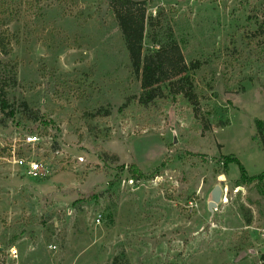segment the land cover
Wrapping results in <instances>:
<instances>
[{"label":"rangeland","instance_id":"1","mask_svg":"<svg viewBox=\"0 0 264 264\" xmlns=\"http://www.w3.org/2000/svg\"><path fill=\"white\" fill-rule=\"evenodd\" d=\"M144 1L143 53L178 42L197 117L168 84L140 103L108 0L9 3L0 138L66 158L32 179L0 150V264H264V180L238 186V163L264 173V0Z\"/></svg>","mask_w":264,"mask_h":264},{"label":"trees","instance_id":"2","mask_svg":"<svg viewBox=\"0 0 264 264\" xmlns=\"http://www.w3.org/2000/svg\"><path fill=\"white\" fill-rule=\"evenodd\" d=\"M20 0H0V55H8L11 50L9 26L13 17L8 13L9 3ZM118 20L125 45L132 63L134 73L141 80L142 93L139 101L143 105L154 102L157 98L164 97L162 86L168 84L170 92L183 95L192 105L196 117L199 112V98L192 87L190 69L196 66L186 62L181 46L177 41L171 40L160 46L157 50L144 55V39L146 33V2L144 0H108ZM0 106L6 112L9 108L5 87L0 88ZM256 137L264 149V121L255 120ZM107 155V154H106ZM118 160V155H113ZM238 163V160H232ZM229 163V162H228ZM241 177L238 186L251 185L259 180H264V173L249 176L241 163ZM227 166L218 174H228ZM244 218L248 225L252 223V215L243 208ZM264 260V258H263Z\"/></svg>","mask_w":264,"mask_h":264},{"label":"built area","instance_id":"3","mask_svg":"<svg viewBox=\"0 0 264 264\" xmlns=\"http://www.w3.org/2000/svg\"><path fill=\"white\" fill-rule=\"evenodd\" d=\"M44 144L40 135L33 133L20 139L15 137L4 141L0 138V150L4 152L2 158L22 168V175L32 179L49 176L55 164L66 158L59 150L51 151L47 156ZM10 253L14 259L18 257L16 248H11Z\"/></svg>","mask_w":264,"mask_h":264},{"label":"water","instance_id":"4","mask_svg":"<svg viewBox=\"0 0 264 264\" xmlns=\"http://www.w3.org/2000/svg\"><path fill=\"white\" fill-rule=\"evenodd\" d=\"M211 200L208 204L209 210L214 212V209L218 207L219 203L222 200L223 189L220 185L215 186L212 191Z\"/></svg>","mask_w":264,"mask_h":264},{"label":"bare ground","instance_id":"5","mask_svg":"<svg viewBox=\"0 0 264 264\" xmlns=\"http://www.w3.org/2000/svg\"><path fill=\"white\" fill-rule=\"evenodd\" d=\"M221 179H224V176L223 175H221V177H220Z\"/></svg>","mask_w":264,"mask_h":264}]
</instances>
